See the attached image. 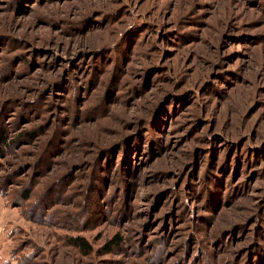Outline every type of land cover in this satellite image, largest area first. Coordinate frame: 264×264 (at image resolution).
<instances>
[{
    "label": "rangeland",
    "instance_id": "rangeland-1",
    "mask_svg": "<svg viewBox=\"0 0 264 264\" xmlns=\"http://www.w3.org/2000/svg\"><path fill=\"white\" fill-rule=\"evenodd\" d=\"M1 134L0 264H264V0H0Z\"/></svg>",
    "mask_w": 264,
    "mask_h": 264
},
{
    "label": "trees",
    "instance_id": "trees-1",
    "mask_svg": "<svg viewBox=\"0 0 264 264\" xmlns=\"http://www.w3.org/2000/svg\"><path fill=\"white\" fill-rule=\"evenodd\" d=\"M29 137H32V135H30ZM0 143L3 145V146H6L7 145V142H6V139H5V136L3 134H1V138H0ZM1 194H3L4 192L3 191H0ZM31 196V191L30 189L28 191H26V193H24L23 197H24V200L28 201L29 198ZM76 240V239H75ZM119 240L118 237L112 239L110 242L107 243L106 245V250L107 251H112L111 249H113L114 247H117L119 246L120 244H122ZM77 242V244L81 247L84 248V250H90L91 248L88 246L87 244V241L84 240L83 238H77V240L75 241Z\"/></svg>",
    "mask_w": 264,
    "mask_h": 264
}]
</instances>
